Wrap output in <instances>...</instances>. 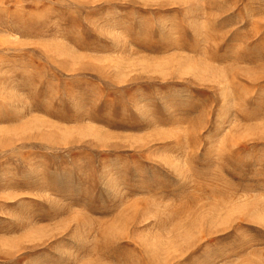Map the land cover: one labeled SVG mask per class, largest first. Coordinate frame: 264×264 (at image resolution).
<instances>
[{
    "label": "rangeland",
    "instance_id": "obj_1",
    "mask_svg": "<svg viewBox=\"0 0 264 264\" xmlns=\"http://www.w3.org/2000/svg\"><path fill=\"white\" fill-rule=\"evenodd\" d=\"M0 264H264V0H0Z\"/></svg>",
    "mask_w": 264,
    "mask_h": 264
}]
</instances>
